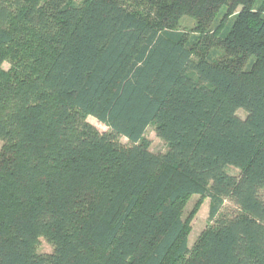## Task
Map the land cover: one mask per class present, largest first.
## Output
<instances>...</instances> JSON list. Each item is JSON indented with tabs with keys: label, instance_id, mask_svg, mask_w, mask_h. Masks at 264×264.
Here are the masks:
<instances>
[{
	"label": "trees",
	"instance_id": "16d2710c",
	"mask_svg": "<svg viewBox=\"0 0 264 264\" xmlns=\"http://www.w3.org/2000/svg\"><path fill=\"white\" fill-rule=\"evenodd\" d=\"M0 140V264H264V0H0Z\"/></svg>",
	"mask_w": 264,
	"mask_h": 264
},
{
	"label": "rangeland",
	"instance_id": "374dc122",
	"mask_svg": "<svg viewBox=\"0 0 264 264\" xmlns=\"http://www.w3.org/2000/svg\"><path fill=\"white\" fill-rule=\"evenodd\" d=\"M10 63L7 61L4 63L5 68H9ZM240 116H245L246 112L243 109L238 111ZM88 121L94 124L99 130L105 131L108 130V126L99 121L94 116H88ZM145 138L150 144V149L154 152H166L168 149V144L165 140L159 137L156 133V130L153 125L149 126L145 132ZM123 142H127L126 138H122ZM2 140H0V149L2 147ZM226 170L233 174H239V169L235 166H228ZM225 211L226 212H236V205L230 200L225 202ZM210 198H202L199 195L192 196L186 203L183 217L189 219L190 222V232H189V244L193 246L198 236L206 229L208 226V213H209ZM40 252H52L53 246L50 242L47 241L45 237H41L39 244Z\"/></svg>",
	"mask_w": 264,
	"mask_h": 264
}]
</instances>
